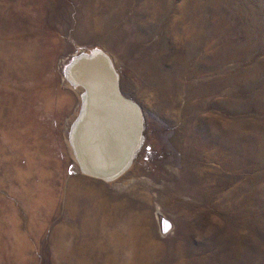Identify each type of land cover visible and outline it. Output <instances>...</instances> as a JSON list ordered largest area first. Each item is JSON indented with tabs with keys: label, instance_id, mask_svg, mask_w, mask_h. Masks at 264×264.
I'll use <instances>...</instances> for the list:
<instances>
[{
	"label": "rangeland",
	"instance_id": "rangeland-1",
	"mask_svg": "<svg viewBox=\"0 0 264 264\" xmlns=\"http://www.w3.org/2000/svg\"><path fill=\"white\" fill-rule=\"evenodd\" d=\"M88 44L143 118L112 182L64 139ZM0 264H264V0H0Z\"/></svg>",
	"mask_w": 264,
	"mask_h": 264
},
{
	"label": "water",
	"instance_id": "water-1",
	"mask_svg": "<svg viewBox=\"0 0 264 264\" xmlns=\"http://www.w3.org/2000/svg\"><path fill=\"white\" fill-rule=\"evenodd\" d=\"M78 104L68 117L64 139L78 172L112 182L130 166L143 141L139 104L122 93L110 55L88 44L67 56L60 68ZM162 227L167 222L158 217Z\"/></svg>",
	"mask_w": 264,
	"mask_h": 264
},
{
	"label": "snow or ice",
	"instance_id": "snow-or-ice-1",
	"mask_svg": "<svg viewBox=\"0 0 264 264\" xmlns=\"http://www.w3.org/2000/svg\"><path fill=\"white\" fill-rule=\"evenodd\" d=\"M167 228H170V225H168ZM167 228L165 230H167Z\"/></svg>",
	"mask_w": 264,
	"mask_h": 264
}]
</instances>
